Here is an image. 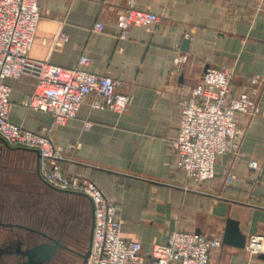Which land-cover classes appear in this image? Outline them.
Segmentation results:
<instances>
[{"label": "crops", "instance_id": "1", "mask_svg": "<svg viewBox=\"0 0 264 264\" xmlns=\"http://www.w3.org/2000/svg\"><path fill=\"white\" fill-rule=\"evenodd\" d=\"M39 5L30 56L65 67L90 56L88 70L123 81L129 107L122 114L93 109L90 96L77 118L54 126L51 114L24 105L37 83L26 74L7 79L12 87L9 118L34 131L51 129L63 149L65 171L93 178L117 204L123 238L139 241L148 256L175 229L223 241L230 218L239 221L247 239L264 235V85L258 96L260 113L238 118L245 127L241 154L219 156L214 179L199 184L189 180L176 167L171 147L180 125L179 101L208 67L234 66L235 94L250 87L255 75L264 81V0H139V8H151L161 19L150 28L132 26L125 39L117 14L126 0H39ZM97 22L104 23L102 31L93 29ZM60 33L68 40H57ZM185 39L190 40L188 50L183 49ZM177 51L188 54L181 65L174 64ZM86 120L93 122L89 130L84 129ZM0 143L7 159L0 174V234L24 223L32 207L36 223L67 222L71 234L64 240L83 241L79 231L69 228L70 213L44 205L42 196L84 199L92 225L90 200L51 188L40 175L35 152L9 147L2 138ZM252 160L260 167L253 168ZM210 264H264V259L246 247L223 243L211 253Z\"/></svg>", "mask_w": 264, "mask_h": 264}, {"label": "built area", "instance_id": "2", "mask_svg": "<svg viewBox=\"0 0 264 264\" xmlns=\"http://www.w3.org/2000/svg\"><path fill=\"white\" fill-rule=\"evenodd\" d=\"M108 0H103L106 3ZM139 0H126L117 14L121 38H128L132 26L150 28L161 16L151 8H139ZM41 9L39 0H0V136L12 147L39 150L40 175L49 184L68 191L84 193L94 206V232L89 258L85 264H210L211 253L223 246V241L200 231L175 229L168 241L157 243L150 255H144L139 241L122 236L124 220L117 204L107 197L93 178L68 174L64 169L63 149L47 132H38L10 120L12 87L8 78L30 74L37 83L24 105L49 113L54 126L66 125L79 116L88 97H93V109H109L124 113L130 95L122 89L123 81L110 73L98 74L88 70L91 57L82 55L78 65L65 67L48 60L32 58V49ZM95 31L104 29L97 22ZM59 41L68 35L60 33ZM188 60V54L177 51L175 65ZM235 68L231 65L209 67L201 80L179 101L180 125L171 147L176 154V167L182 169L194 183L215 178L219 156L241 154L245 127L240 115L253 119L260 113L258 96L264 81L255 75L250 87L235 94L232 81ZM93 126L84 122V129ZM259 168L258 160H252ZM246 248L252 255L264 253V235L248 237Z\"/></svg>", "mask_w": 264, "mask_h": 264}, {"label": "water", "instance_id": "3", "mask_svg": "<svg viewBox=\"0 0 264 264\" xmlns=\"http://www.w3.org/2000/svg\"><path fill=\"white\" fill-rule=\"evenodd\" d=\"M189 43H190L189 39L184 40V45H183L184 50L189 49ZM0 138L2 137L0 136ZM4 142L10 147V145L5 140ZM13 148L24 149L31 152H35L37 154L38 160L41 158V154L37 149L26 148V147H13ZM49 186L58 192L81 195L87 197L90 200L92 206V225H91L88 246L86 247V249L83 248L82 247L83 242L81 240L74 243H70V242L67 243L63 241L62 237L48 238V240H42L33 247L27 248L25 251H23V255L26 257V260L20 262L18 261L17 258H15V256H17L20 253L21 248L18 247L17 249L13 250L12 248L9 247L4 248L3 247L4 244H3V246L0 247V264H69L68 256L71 253L76 254L81 258L80 264H85L87 262L91 252L93 232H94L93 203L91 199L84 193L63 190L51 184H49ZM223 243L238 248L246 247L247 236L242 232L238 220L232 218L228 219L226 230L223 237ZM259 257L264 259V253H260Z\"/></svg>", "mask_w": 264, "mask_h": 264}, {"label": "rangeland", "instance_id": "4", "mask_svg": "<svg viewBox=\"0 0 264 264\" xmlns=\"http://www.w3.org/2000/svg\"><path fill=\"white\" fill-rule=\"evenodd\" d=\"M6 157L3 152V147H1L0 143V174L1 172L5 171L6 167H4V164H6ZM43 204L45 203L47 205H54L58 209H64L67 210V212L70 213V219L68 221L69 228L71 230H74L75 232L79 231L80 235L83 239V245L82 247L86 249L89 243V234H90V219L89 214L87 215V210L85 207V200L82 198H78L77 196H65V195H59L56 194L54 197L49 194H44L42 196ZM30 210L28 212V215L25 219H23L21 222L24 223H32L37 222V220H34L33 217V209L32 207H29ZM63 210V211H64ZM17 220V219H16ZM5 236L0 234V245H2V242H4ZM69 264H80L81 258L80 257H70L68 256Z\"/></svg>", "mask_w": 264, "mask_h": 264}, {"label": "flooded vegetation", "instance_id": "5", "mask_svg": "<svg viewBox=\"0 0 264 264\" xmlns=\"http://www.w3.org/2000/svg\"><path fill=\"white\" fill-rule=\"evenodd\" d=\"M67 222H63L59 226H56L55 223H47L45 226H41L40 223H21L15 227L9 228V232L4 234V248L17 249L21 248L20 253L15 256L18 261L22 262L26 260V257L23 255V251L27 248L33 247L42 240H48V238H61L63 241L71 233L68 232ZM75 235L79 236L78 233ZM59 236V237H58ZM66 242V241H65ZM68 243V242H67ZM70 256V254H69ZM15 260V259H14Z\"/></svg>", "mask_w": 264, "mask_h": 264}]
</instances>
